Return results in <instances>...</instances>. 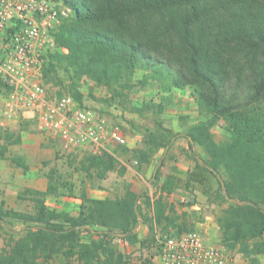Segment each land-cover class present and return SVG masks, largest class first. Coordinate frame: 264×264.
Instances as JSON below:
<instances>
[{
    "label": "trees",
    "instance_id": "16d2710c",
    "mask_svg": "<svg viewBox=\"0 0 264 264\" xmlns=\"http://www.w3.org/2000/svg\"><path fill=\"white\" fill-rule=\"evenodd\" d=\"M63 2L71 13L51 32L53 47L42 68L43 82H67L68 94L80 105L83 78L107 89L109 105L128 98L138 70L145 72L136 80L142 85L154 80L166 89L189 88L207 119L186 133L189 147L196 144L203 152L195 157L186 184L198 185L212 201L227 203L216 215L221 241L229 249L238 247L256 264L254 255L264 254V0ZM217 119L230 129L225 144L210 131ZM170 138L145 133L147 151L138 149V160L145 161ZM4 152L2 147L0 158ZM104 152L84 161L86 167H101V177L116 163ZM10 159L28 169L21 157ZM211 176L218 180L215 189ZM47 179L45 190H26L32 212L0 204V226L6 230L7 223L19 224L17 238L0 250V264H38L56 255L83 264H122L112 238L134 242L139 219L151 230L170 219L160 196H141L130 185L114 198L82 191L76 215L56 211L45 204V197L60 195L63 188L70 195L72 187L59 181L54 169ZM173 183L167 176L161 189Z\"/></svg>",
    "mask_w": 264,
    "mask_h": 264
},
{
    "label": "rangeland",
    "instance_id": "374dc122",
    "mask_svg": "<svg viewBox=\"0 0 264 264\" xmlns=\"http://www.w3.org/2000/svg\"><path fill=\"white\" fill-rule=\"evenodd\" d=\"M145 74L138 70L135 73L134 86L126 100L107 103L108 91L87 78L80 81L83 94L82 104L91 108L101 116H105L110 124L117 125L127 138V146L109 144L104 153L115 160V167L107 170L103 177L99 176L101 167H86L85 157L94 154L91 148L64 150L59 140L46 135L38 129L34 120H13L14 124L0 122V149L5 147L4 157L0 158V204L3 208L18 212L33 211V201L27 189L39 190L45 187L47 174L51 169L56 171L59 181L72 187L70 195L63 188L60 195H47L45 204L56 211H66L76 215L79 211L80 193L86 192L94 198H114L122 196L125 187L130 185L141 196L152 199L161 197L167 205V217L152 230L148 222L139 219L135 230L137 239L134 242L116 236L112 244L123 255L122 264H158L154 259V243L161 233L178 235L180 233L202 228L203 232L213 235V242L221 244L228 253L227 264H251L250 259L239 251L227 248L221 241L216 215L227 203L203 194L198 185H187L186 177L194 165L195 157H201V148L188 145L186 133L193 125L205 121L206 114L194 101L191 90L166 89L160 83L149 80L142 85L136 80ZM62 76V75H60ZM64 85L47 82L49 97L68 94ZM60 92V93H59ZM5 95L0 85V98ZM210 131L214 139L221 144L231 138L230 129L223 119H217ZM151 132L159 138L161 135L171 136L166 146L159 147L149 153L145 161H139L138 149L147 151L143 136ZM19 156L28 165V169L16 165L11 157ZM86 167V168H85ZM167 176H172L173 184L167 189L161 185ZM212 188L218 185L214 176L210 177ZM5 220H11L6 218ZM0 226V250L13 243L19 232V224L7 223ZM257 263L264 264V254H256ZM38 264H83L75 258L69 261L62 255L53 256Z\"/></svg>",
    "mask_w": 264,
    "mask_h": 264
},
{
    "label": "built area",
    "instance_id": "2783aa9c",
    "mask_svg": "<svg viewBox=\"0 0 264 264\" xmlns=\"http://www.w3.org/2000/svg\"><path fill=\"white\" fill-rule=\"evenodd\" d=\"M70 13L63 0H0V83L5 91L0 122L20 120L30 112L38 129L67 151L89 147L99 154L109 144L127 146L125 134L105 116L70 94H47L42 68L53 47L51 32ZM153 257L158 264H227L228 253L193 229L158 234Z\"/></svg>",
    "mask_w": 264,
    "mask_h": 264
},
{
    "label": "crops",
    "instance_id": "0c3cea01",
    "mask_svg": "<svg viewBox=\"0 0 264 264\" xmlns=\"http://www.w3.org/2000/svg\"><path fill=\"white\" fill-rule=\"evenodd\" d=\"M2 99H3V97L0 98V103L2 102ZM21 119L34 120V119L31 117V113H30V112H26V113L24 114V117L21 118ZM14 122H15V121H13V120H4V123H5V124L7 123V124H9V125L14 124ZM46 186H47V184H46ZM46 186H45V187H41V189H39V190H45V189H46ZM200 231H201V233H202V235H203V238H204L205 242H207V243H212V242L214 241V240H213V235H210L209 232H203L202 228H200Z\"/></svg>",
    "mask_w": 264,
    "mask_h": 264
}]
</instances>
